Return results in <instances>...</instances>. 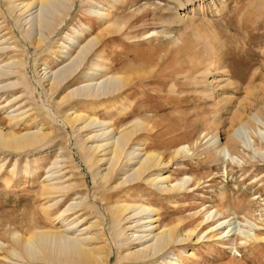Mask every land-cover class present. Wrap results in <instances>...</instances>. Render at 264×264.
Instances as JSON below:
<instances>
[{
	"label": "rangeland",
	"instance_id": "374dc122",
	"mask_svg": "<svg viewBox=\"0 0 264 264\" xmlns=\"http://www.w3.org/2000/svg\"><path fill=\"white\" fill-rule=\"evenodd\" d=\"M94 1L35 5L19 13L11 10V0H0V66L9 72L2 71L6 74L0 77V129L15 134L38 128L47 132L23 148L0 144V243H11L12 233L24 237L60 226L53 219L69 205L71 210L62 213L64 223L77 219L69 234L83 237L103 226L109 240L108 210L123 200L135 207L156 208L161 226L179 220V227L193 230L171 251L170 256L181 264H264V158L237 145L235 150L230 148L239 158L236 164L224 161L212 148L215 137L225 142L232 135L237 123L234 114L241 113L246 121V115L264 101V0L95 1L103 7ZM93 7L109 8L112 20L125 22L123 33H109L101 46L105 57L100 62L106 71L95 75L94 81L82 77L93 62H99L90 52L59 88L47 92L52 71L70 62L63 61V46L71 47L73 58L77 55V45L72 46L70 38L77 36L81 47L99 33L103 22L91 13ZM40 17L43 26H52L49 35L35 23ZM44 32L47 36L39 47L31 43L32 37ZM118 72L130 77L119 92L60 100L66 90L76 91ZM72 111L102 122L110 119L117 129L136 117L149 122L150 129L128 145L107 184L97 175L106 165L91 166L84 160L89 145L103 142L107 134L100 133L107 130L106 124L78 130L76 123L71 128L62 119ZM14 114L18 120L11 123ZM240 133L238 138L244 130ZM177 144L188 145L189 153L174 155ZM140 147L162 155L153 172L168 175L172 183L189 177L186 188L166 193L146 180H129L115 188L132 172L127 153L134 149L137 153ZM96 152L98 157L104 151ZM47 175L53 176L49 181L58 188L52 193L44 192ZM208 213L211 218L204 220ZM151 214L140 212L123 217L120 223L126 234L138 235ZM225 219L229 222L217 225ZM92 221L101 225L85 229ZM244 229L255 237L244 236ZM112 241L107 243L108 264H156L127 260L118 239ZM0 264L50 263L21 261L0 248Z\"/></svg>",
	"mask_w": 264,
	"mask_h": 264
},
{
	"label": "bare ground",
	"instance_id": "6f19581e",
	"mask_svg": "<svg viewBox=\"0 0 264 264\" xmlns=\"http://www.w3.org/2000/svg\"><path fill=\"white\" fill-rule=\"evenodd\" d=\"M63 1H70V0H20L19 2L11 0L10 6H11V10L16 9L19 10V13H21L26 10L29 11V9L35 5L59 7L60 5H63L62 4ZM115 1H117V3L121 2L122 4L126 3V1L124 2V0H115ZM95 3L98 6L100 5V1L99 2L97 1ZM100 6L103 7L102 5ZM112 7L114 8V6L111 5V8ZM91 9H92L90 10L91 13L97 16V19L100 22H103L99 26L100 29L98 27L99 33L94 37L92 36L91 39L89 38L90 40L85 44H83L81 47H80V43H78L79 38H77V36L75 37L72 36L70 38V40L73 43L72 46L76 44L77 46L75 47L78 48V52L75 57L76 59L70 55L71 53L69 49L71 47L63 46V51H61V54L64 57H66L65 60L63 61L66 62L70 60V62L68 63L66 62L67 64H64L58 70L52 71L51 73L52 76L49 77L50 80L48 79L47 80L48 82L46 84L47 92H54L57 88H59L60 84L63 83L65 80H67L73 74V71L76 70V68L78 69L80 63L86 59V57L88 56V54H90V52H92L93 55L95 54L94 56L99 60V62H93L92 63L93 68L91 69V71L89 73L83 74L82 77L88 78L90 76L92 78L89 77V80L94 81L95 79L94 76L97 75L98 73L101 74L102 70H105L104 69L105 67L101 64L102 62H100V60L103 61V58L105 57L104 56L102 58L101 52L103 50L102 49L103 47L101 46H104V39L105 38L107 39L109 37L108 35L109 33L118 32V31L123 33L122 29L124 28L125 22L123 20H116V19L112 20L113 16L111 17V14L109 13V8L102 9L100 7H93ZM40 19L41 17L37 18V20L35 21V23L39 27L43 26L41 24ZM60 20L62 19H58L56 22ZM61 22L62 21H60V23ZM56 24L59 23H55V25ZM43 27L47 29L46 32L49 35L52 31V26H50L49 28H47V26H43ZM76 33L79 35L80 32H76ZM46 36H47L46 33L44 34V36L40 34L38 36H34L31 38V43L35 44L37 47L38 45H41L44 42ZM15 63L16 65L17 63L20 64V61L18 62L16 61ZM1 68L2 66H0V77L6 74L4 72H8L7 71L8 69L1 70ZM6 68L7 67H5V69ZM9 71H11L10 68ZM105 75L106 74H104V76ZM129 79L130 77L124 72H120V73L118 72L114 74L112 73L110 76L106 75L102 81L89 82L83 87L76 89V91H73L74 89L73 90L71 89L70 91L66 90V92H64L60 100L64 99L68 101L78 96L89 98V97L100 96L103 94L105 95V94L115 93L118 90L123 89L124 86L129 82ZM3 86L4 85H2V87ZM258 104L259 107L257 106V109L254 112H249L246 115L247 116L246 121H243V116L241 117L240 115L241 113L237 112L236 114H234V117L237 119V123L232 128L231 131L232 135L226 138L225 142H221L218 140L217 137H215L212 143V148L214 149L215 152H218V154L223 155L224 161H229L231 163L236 162V164L239 162L238 156L234 155L230 151V148L232 150H235L237 145L242 147V151L246 150L248 151V153L249 152H253L254 154L258 153L264 158V128L260 127V126L264 127V101L257 103V105ZM17 116L18 115L16 114L11 115V117H9L10 122L16 123L18 120ZM62 120L63 122L65 121L64 122L65 124L70 125L71 128L75 126L76 123L79 124V127H77L78 130H80V128L83 129L93 123H96L98 125L106 124L105 129L107 130L100 133V135L107 134L103 138L102 140L103 142L95 143L94 145L92 144L89 145L87 149H85L86 150L85 152L87 154L84 155L85 162L86 163L90 162L91 166L96 162H102L103 165H106V167L104 168L105 170L104 172L101 171L97 172L100 181H103L105 183L108 182L113 176V173L115 172V168L120 162L121 156L124 155L123 153L125 152L128 145L132 142V140H134V138L137 137L138 134H140V132L150 129L148 120L146 118H140V117H136L134 120L131 121V123H128L127 125H123V127L118 129L116 127H112L110 123L111 121L110 119L106 122L105 121L102 122L99 121L96 116H91L90 114L87 115L85 113L76 112V111H72L71 113H69V115H65V117ZM247 122L249 124L248 126L246 125ZM248 128L253 129L252 132H254L255 134V139L253 138L251 132H249ZM242 130H244V133L242 137L239 136L238 138L237 135L242 134L240 133ZM236 132L239 133L236 134ZM46 134L47 132L45 133L41 132L40 128H38L35 131H24L19 134H15L12 131L4 132L3 130L0 129V144L2 145V147L4 146L12 149H19L36 143L37 141L42 139ZM178 145L180 144L175 145V147H178ZM187 147L188 145H182L179 146L177 149H174L173 151L174 155H177L180 152H184V154L189 153L190 150L189 148L186 149ZM100 149L103 150L104 152L101 156L97 157L96 151H99ZM142 151L144 152L142 153ZM135 152L136 150L134 149L127 153L129 154L128 159L131 162L130 163L131 169L129 171H132L131 174L127 176V177L130 176L129 179H126L127 177L125 178L124 175L123 180L118 181L116 183L115 188L125 185V182L129 180L149 181V183H151L152 186L157 187L160 191L166 193H172V192L178 193L186 188L185 184L189 179V177L187 176H186L187 180L182 179L181 181L172 183L169 180L168 175L159 172L158 173L153 172L152 170L153 168L161 165L162 155L156 153L155 151H147L141 147L138 148L137 153ZM261 152L263 153L261 154ZM123 173H125V171ZM50 175L46 176L48 179V184L44 186V192L46 193H52L58 189L57 185L55 186L56 184L55 182L49 181L51 178H53V176L50 177ZM70 208H72V205L67 206L60 214L54 217L53 220L55 221L57 220V222L58 221L61 222L60 226L56 228L52 226L51 228L48 229L35 230L29 236H24V237H22V235H20L19 233H12L10 238L12 244L0 243L1 244L0 248L5 250L6 253H8L9 255L21 261L29 260V259H37V260L45 261L50 264L51 263L108 264L109 254L111 252V249L107 247V243L108 241H110V239L111 241L112 239L113 240L118 239L119 250L121 251L123 250V252L125 250L124 256L126 257L127 260H133V262L150 260V261H155L156 264L157 263L181 264V260L179 258L170 256L172 254L171 251L173 248L183 243V241L187 240L189 235L193 232L192 229H185V227H179L180 226L179 220L161 226L158 222L159 216L157 214L156 208H151L149 206H144V205L135 207L126 202H123V200L121 201L119 200L116 201L108 210L109 213L108 215L112 222L111 225L109 226L110 227L109 240L108 237L106 236L103 226L101 227V229H99L98 232L89 231L88 234L86 233L87 234L86 236L80 237L81 236L80 234L78 235L69 234L71 233V229H72L71 227L75 225L77 219H72L69 222L64 223V221H66V218L64 215H63L64 217H62V213L65 211H69ZM137 209H139V211L126 216L128 213H131L132 211H135ZM140 212L153 213L151 215L146 216L148 221H145L146 223L141 226L143 227L142 229L143 233L138 235L134 233L126 234L124 228H122V224L120 223V221L122 220L123 217L125 218L131 215L133 216L134 214ZM205 217L206 218L204 220L211 218V213H208V215ZM228 220L229 219L221 220L217 225L219 226L220 223L223 224ZM138 221H140V218L136 220V222ZM97 222L98 221L89 222V224L86 226L85 229H90L94 226H100L101 223H97ZM251 225H255V224L253 223ZM61 227L63 228L60 229ZM211 229H213V227ZM242 232L246 237H255V234L253 232L251 233L249 229L246 230L244 229ZM99 241H104L105 243L97 244ZM113 243H115V241ZM132 244H136V245H134V247L132 248L131 247Z\"/></svg>",
	"mask_w": 264,
	"mask_h": 264
}]
</instances>
